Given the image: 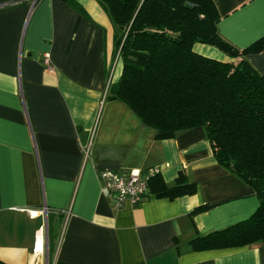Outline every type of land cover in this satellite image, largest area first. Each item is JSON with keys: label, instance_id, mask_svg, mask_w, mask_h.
Returning <instances> with one entry per match:
<instances>
[{"label": "crops", "instance_id": "0c3cea01", "mask_svg": "<svg viewBox=\"0 0 264 264\" xmlns=\"http://www.w3.org/2000/svg\"><path fill=\"white\" fill-rule=\"evenodd\" d=\"M72 2L0 0V261L264 264L261 244L192 248L191 240L250 218L259 200L216 163L203 127L160 140L107 97L120 74L112 26L96 0ZM214 2L226 42L244 49L264 37V0ZM194 51L228 60L207 45ZM244 58L264 73V49ZM152 166L161 167L156 180L167 186L183 173L195 194L157 197L148 189L137 206L117 207L99 180L104 170L128 174ZM201 206L209 208L193 215ZM41 228L44 254L34 255Z\"/></svg>", "mask_w": 264, "mask_h": 264}, {"label": "trees", "instance_id": "16d2710c", "mask_svg": "<svg viewBox=\"0 0 264 264\" xmlns=\"http://www.w3.org/2000/svg\"><path fill=\"white\" fill-rule=\"evenodd\" d=\"M60 1L75 7L72 0ZM96 1L112 26L113 57L120 63L107 97L125 105L160 140L203 127L216 163L250 186L259 200L250 218L191 240L192 248L264 245V73L244 58L264 49V37L244 49L226 42L217 30L222 16L214 0ZM196 44L228 60L198 54ZM156 177L149 189L157 197L196 192L183 173L173 186ZM208 208H195L192 214Z\"/></svg>", "mask_w": 264, "mask_h": 264}, {"label": "built area", "instance_id": "2783aa9c", "mask_svg": "<svg viewBox=\"0 0 264 264\" xmlns=\"http://www.w3.org/2000/svg\"><path fill=\"white\" fill-rule=\"evenodd\" d=\"M32 4H35L36 0H31ZM44 66L50 70L51 63L48 56L43 58ZM88 155V151H86ZM161 173V167L152 166L146 170L134 171L128 174H119L114 171L104 170L99 174V180L103 190L113 199L114 204L120 207L125 202H129L132 206H137L146 197L149 189V183L151 178ZM46 212V209L44 210ZM43 228H41L39 236L41 237V243L38 244V237L34 245L33 254H44V234Z\"/></svg>", "mask_w": 264, "mask_h": 264}, {"label": "rangeland", "instance_id": "374dc122", "mask_svg": "<svg viewBox=\"0 0 264 264\" xmlns=\"http://www.w3.org/2000/svg\"><path fill=\"white\" fill-rule=\"evenodd\" d=\"M119 66H120V63H119ZM119 66L117 65V66H115V69L113 70V73H114V75L118 72V70H119ZM112 69V68H111ZM47 261H48V259H47ZM46 261V262H47Z\"/></svg>", "mask_w": 264, "mask_h": 264}, {"label": "bare ground", "instance_id": "6f19581e", "mask_svg": "<svg viewBox=\"0 0 264 264\" xmlns=\"http://www.w3.org/2000/svg\"><path fill=\"white\" fill-rule=\"evenodd\" d=\"M41 243V238H38V244H40Z\"/></svg>", "mask_w": 264, "mask_h": 264}, {"label": "water", "instance_id": "95a60500", "mask_svg": "<svg viewBox=\"0 0 264 264\" xmlns=\"http://www.w3.org/2000/svg\"><path fill=\"white\" fill-rule=\"evenodd\" d=\"M173 37H177V35H173Z\"/></svg>", "mask_w": 264, "mask_h": 264}]
</instances>
